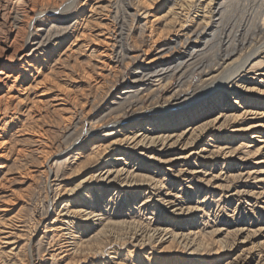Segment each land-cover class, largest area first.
<instances>
[{"label":"rangeland","instance_id":"1","mask_svg":"<svg viewBox=\"0 0 264 264\" xmlns=\"http://www.w3.org/2000/svg\"><path fill=\"white\" fill-rule=\"evenodd\" d=\"M208 3L0 0V215L17 217L28 230L16 255H3L0 264H31L32 251L38 258L46 249L41 243L50 246L44 230L68 202L96 211L89 220L74 219L75 240L85 243L67 252L62 239L56 244L65 245L56 251L61 254L45 253L36 264H109L105 252L121 264H230L245 256L248 264H264V162L258 163L264 151L256 153L264 142L251 137L255 130H238L264 124V0ZM135 93L150 95L137 105ZM202 104L208 107L197 109ZM245 109L254 113L233 117ZM200 125L205 130L193 133ZM142 127L153 136L182 134L164 155L171 163L126 143L119 150L125 160L118 159L122 152L110 158L104 150ZM108 161L116 163L103 170H125L113 174L117 181H89ZM187 168L193 180L180 179ZM127 171L164 187L122 185L140 182ZM162 193L179 205L164 210L156 202ZM180 206L182 214L172 212ZM191 223L212 252L193 255L171 239L142 238L154 226L180 233ZM1 246L7 253L13 247ZM219 246L221 255L214 254Z\"/></svg>","mask_w":264,"mask_h":264},{"label":"bare ground","instance_id":"2","mask_svg":"<svg viewBox=\"0 0 264 264\" xmlns=\"http://www.w3.org/2000/svg\"><path fill=\"white\" fill-rule=\"evenodd\" d=\"M215 0H209V3L208 4H213ZM177 4V3H176ZM206 4V6L208 5ZM179 8V7H178ZM100 9V8H99ZM206 11V9H205ZM180 12V11H179ZM206 26H204V29L201 31L202 33L206 32L205 31V28H208L211 24L208 23V24H205ZM152 26V25H151ZM190 27V26H189ZM183 28V30H189L187 29V26L185 27V24L181 27V29ZM113 32V31H112ZM119 32V31H118ZM188 32V31H187ZM187 32H184L186 34H188ZM193 32V31H191ZM116 33V32H115ZM190 33V32H189ZM100 34V33H99ZM103 34V33H102ZM185 34H183L184 36ZM84 36V35H83ZM159 36V35H158ZM162 36V34H161ZM160 37V36H159ZM179 37V36H178ZM188 37H191V36H188ZM199 36L196 37V39L198 38ZM123 38V37H122ZM185 38H187L185 36ZM191 39V38H190ZM190 39L186 40L183 44V50L186 49L187 45L190 42ZM100 40V39H99ZM99 40H97L99 42ZM96 41V43H97ZM181 42V41H180ZM95 43V42H94ZM105 43V42H104ZM183 43V41H182ZM106 44V43H105ZM104 44V46H105ZM109 44V43H108ZM181 44V43H180ZM121 46V45H119ZM181 46V45H180ZM182 49V48H181ZM106 50V49H105ZM180 50V49H179ZM180 54H184L185 51H179ZM125 52V51H124ZM170 52V51H169ZM101 53L103 54V56H106V52L105 51H101ZM256 53V52H255ZM254 54V53H253ZM252 54V55H253ZM165 56V55H164ZM136 57V56H135ZM194 57V56H193ZM115 58V57H114ZM163 58V55L159 56V57H155L154 59H152V63H157L158 64V61L160 63V60ZM150 61V62H151ZM104 63V62H103ZM246 63V62H244ZM243 63V64H244ZM115 65V64H114ZM153 65V64H152ZM186 65V64H185ZM181 67V66H180ZM179 67V68H180ZM241 67H245V64ZM178 68V69H179ZM240 69V67H239ZM239 70H237L235 73H237ZM1 75L4 76L3 79H6L8 78V75L7 73H5L4 71L1 72ZM235 74H231V76H233ZM161 79V78H160ZM150 80V79H148ZM60 85V84H59ZM60 87V86H59ZM55 88H58L57 86ZM61 88V87H60ZM59 88V90H60ZM50 89V88H49ZM52 90V89H51ZM53 91V90H52ZM64 91V90H63ZM131 91V90H130ZM62 92V91H61ZM64 93V92H63ZM142 93V92H141ZM150 95V94H149ZM149 95L147 94H144V95H141L139 93H135L133 94L132 97H135L136 98V102L135 104H139V103H142L144 100H146L147 98H149ZM58 97V95H56ZM180 94H178L176 97H179ZM64 99V98H62ZM151 99V98H150ZM157 101V100H156ZM131 103V102H130ZM134 103V102H133ZM133 104V105H135ZM59 105V104H58ZM61 105V104H60ZM204 109V108H207L208 105H199L197 107V109ZM254 113L252 111V109L250 110H247L245 109L242 114L240 115H233V117L237 120V119H241L242 116L246 115L247 113ZM200 116V115H199ZM232 116V115H231ZM189 117V116H188ZM190 120H193V117L190 116ZM180 119V118H179ZM178 119V120H179ZM216 121V120H215ZM110 123V122H109ZM115 123V122H114ZM204 125H200L198 127L195 128L194 132L193 133H196V131H198L199 133H202L205 129H203ZM94 127V126H93ZM92 128V127H91ZM169 128V127H168ZM96 129V128H92L91 130H89V134H91L93 132V130ZM260 129H264V124L263 123H257V124H253V125H250V126H240L239 127V131H243V132H247L249 130H255V133L257 134H254L252 135L251 137L253 139L255 138H258V137H261V138H258V141L259 142H264V140L262 139L264 136H260V134H262V131ZM144 128L142 127L141 130H139L140 132L138 131H135V132H131L130 134H128L124 139L120 140L119 142H112L111 144H109L108 146L105 147V151L107 152L108 150L112 153L110 154V158H113L112 156H114L116 153L118 152H122L121 153V157H119L118 159L120 160H125L124 158V153L123 152L124 150H126L124 147H120V145H124V143H126V145L132 147V148H138V150H146V149H152L153 151V155L152 157L155 158L156 160L159 161V163H164V164H168V163H171L173 159H165L164 155H166L167 151L169 149H174V147L177 146V144L181 143V138H182V134H175V133H162L161 135H157L158 133H156V135H149V133L147 131H143ZM260 130V131H259ZM153 131V130H152ZM252 131V132H253ZM155 134V133H154ZM119 143V144H117ZM120 149H123V151H119ZM5 151V150H4ZM224 152V148H218L217 150H215L216 153H220V152ZM264 151V144L261 145L258 150L256 151V153H259V152H262ZM8 152V151H7ZM105 152V153H106ZM232 153H234L233 151H230ZM228 152V154H232ZM4 153L3 152H0V158L1 156L3 157ZM188 156H186L187 158ZM125 162V161H124ZM261 162H264V160H261L260 162L258 163H261ZM100 163V162H99ZM111 163H116V162H105L102 164V166H100L99 168H97V170L99 171V173L97 174H92L90 175L89 177V181H94L95 179L97 180H102V181H107L108 183L111 182V181H117V179H115V177L118 175H122L123 172L125 171L124 169L122 170H115L114 171V168H107V170H103L105 169L107 166L109 167V165ZM126 164V163H125ZM46 165V164H45ZM51 166L50 164L46 165L45 168H47L48 170L51 169ZM97 166V165H96ZM95 166V167H96ZM128 170V169H127ZM193 170V169H192ZM44 171H47L46 169ZM191 170L190 168H187V171L188 173L184 172V170H181L179 173L181 175L182 180H187V179H191L193 180L194 177L193 176H189L188 174H192V173H189ZM116 172V176L112 177L113 174ZM128 172V171H127ZM134 172V171H133ZM133 172H128V175L129 173H131L130 175H133L135 177L139 176V181L140 182H127L125 181L126 183L125 184H122V185H131L133 187H136V186H145L147 185V189L151 188L152 185L153 187H164L163 186V182L162 181H157L154 180L153 177H147L146 175H140V174H136L133 173ZM252 172H247V176H251ZM125 175V174H124ZM128 175L126 177H128ZM170 175V174H168ZM242 175V174H241ZM173 179H177V182H179V174H176L174 176H172ZM137 180V178H136ZM138 181V180H137ZM155 182V183H153ZM175 181V183H177ZM211 182V179H208L207 180V183ZM135 185V186H134ZM121 186V185H120ZM152 189H155L153 188ZM157 189V188H156ZM55 191L58 193L57 195H60L61 192H59L56 188H55ZM72 191V190H71ZM237 193L239 195H241V191H237ZM54 194V193H53ZM149 194H151L149 192ZM1 195V194H0ZM169 196V193H166V194H161L159 195V198L156 200L157 203H160L162 204L164 210H167L169 208H173L175 206H178L177 205V199H173L171 197H168ZM150 196L147 197V199L145 200V202L143 203L144 205H148L149 201H150ZM223 195H221L220 198H222ZM178 198V197H177ZM207 198V197H206ZM241 198H244V200H246V197L244 196H241L239 198V200H242ZM249 200V199H248ZM205 201V200H203ZM6 203V202H5ZM67 207L64 208L63 211H60L58 213V217H56L54 219V221L52 222V225L47 227L44 232H45V235L43 236V240H45L47 243L46 244H50V246L48 247L49 249L47 250V247H44V243H41V249L42 248H46L45 250H43L44 252H39L38 253V258H37V255L35 256V254H33V251L32 253H29L30 256H31V261L30 263L31 264H36L37 262V259H42L43 256L45 255V253L47 254H50V256L52 258H55L57 257V255L61 254V253H57L56 251L57 250H62L64 249L65 245H59L58 247H56V244L59 242V241H62L65 240L66 244H67V247L65 248L66 251L68 252H79V242L84 244L85 240L83 241L82 239H79V240H75L77 234H75L73 228H74V224H75V220L77 217H80V219H85V220H89L91 219L93 216H97V214H95L96 211H93V209L91 210L89 207H86V204L84 203V205L80 206V208H74L73 206H70V203L68 202L67 203ZM141 206V205H140ZM181 207V206H180ZM184 207V206H183ZM183 207L180 208L181 211H178V209H173L172 212L174 213H177V214H182L183 212ZM145 208V207H144ZM199 206L197 207H187V210L188 211H191L192 209H198ZM4 212L8 213V208L7 207H3L2 208ZM147 210V209H146ZM178 211V212H177ZM48 213V209L46 211ZM44 215V214H43ZM3 216V217H2ZM45 216V215H44ZM42 217V216H41ZM25 220V219H24ZM19 221V219L17 217H7L6 214H2L0 215V260L2 258L3 255H6L8 254V256H12V255H16L17 252H15L16 249L19 248V244L21 243V237H23L25 234V232H27L28 230H26L25 228V225H18L17 222ZM21 221V220H20ZM22 223V222H20ZM19 223V224H20ZM40 223V222H39ZM23 224V223H22ZM25 224V222H24ZM192 225H190V227L184 229V230H187L186 232L185 231H182L180 233H174L173 230L169 229V228H166V227H162V226H154L152 228H149L146 232H145V235L143 234L142 238H145V239H148V241H152L153 243L157 242H166L167 240H170L171 239V243H173V241H176L177 243L179 242L180 245H184V246H187L189 247V249L191 250L190 251V254H193V255H198V254H204V253H207V251H209V244H207L206 242L202 241V240H198L202 234V231L201 229L199 228V226L195 225L194 223H191ZM17 225V227H16ZM27 226V225H26ZM197 226V227H196ZM148 228V227H147ZM36 227L32 230V231H35ZM200 229V230H199ZM31 230V229H30ZM71 230V231H69ZM31 231V232H32ZM242 231V229H239L238 232ZM30 232V233H31ZM139 233V232H138ZM32 234V233H31ZM50 234H52V240L49 241V237H50ZM69 235V236H68ZM142 235V233H141ZM32 236V235H31ZM68 236V237H67ZM64 237V238H62ZM134 238V237H133ZM70 239H73V240H70ZM141 239V237H140ZM202 239V238H200ZM135 240V239H134ZM204 240V239H203ZM137 241V239H136ZM143 241V240H142ZM142 241H140L142 243ZM2 243H5V245H13V247L9 250V253H7L6 250H2L3 247L1 246ZM63 243V242H62ZM65 244V243H64ZM144 244V242H143ZM211 244V243H210ZM58 245V244H57ZM10 247V246H9ZM51 247V249H50ZM211 247V246H210ZM167 248V247H166ZM31 249V248H30ZM55 249V250H54ZM223 247L222 246H219L217 249H215L214 251V254H217V255H221V251H222ZM32 250V249H31ZM105 251V250H104ZM104 251H102L101 253H98V254H102ZM115 251V250H114ZM212 252V250H210ZM15 252V253H14ZM31 252V251H30ZM81 252V251H80ZM37 253V252H36ZM107 255H109L108 257H111V259L108 260V262L112 263V264H121V262H115L114 260H116V257H112L110 254H108V252H105ZM115 254H117L115 252ZM86 255V254H85ZM104 256V255H102ZM116 256V255H115ZM4 257V256H3ZM105 257V256H104ZM221 257V256H220ZM62 258V257H61ZM87 258V257H86ZM238 258V257H237ZM83 259V258H81ZM248 257L245 256V257H239L238 259H236L234 262L230 263V264H248L250 263L248 260ZM10 260V259H9ZM84 260V259H83ZM53 261V259H52ZM56 261V260H55ZM3 263V262H2ZM76 263H77V260H76ZM75 263V264H76ZM109 263V264H110ZM67 264H70V263H67ZM74 264V263H73ZM79 264V263H78Z\"/></svg>","mask_w":264,"mask_h":264}]
</instances>
